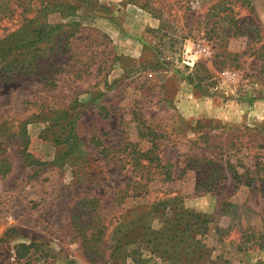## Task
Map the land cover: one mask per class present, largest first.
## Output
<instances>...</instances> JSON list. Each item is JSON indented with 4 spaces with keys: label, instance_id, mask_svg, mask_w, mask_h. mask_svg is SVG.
I'll list each match as a JSON object with an SVG mask.
<instances>
[{
    "label": "rangeland",
    "instance_id": "rangeland-1",
    "mask_svg": "<svg viewBox=\"0 0 264 264\" xmlns=\"http://www.w3.org/2000/svg\"><path fill=\"white\" fill-rule=\"evenodd\" d=\"M74 3L54 81L0 74V264H264V0Z\"/></svg>",
    "mask_w": 264,
    "mask_h": 264
},
{
    "label": "trees",
    "instance_id": "trees-1",
    "mask_svg": "<svg viewBox=\"0 0 264 264\" xmlns=\"http://www.w3.org/2000/svg\"><path fill=\"white\" fill-rule=\"evenodd\" d=\"M9 1L0 0V4L8 8ZM78 1L19 0L18 8L21 7L22 10L19 12L17 20L21 25L0 39V74L5 77L24 75L54 81L56 70L52 68H55L58 59L67 53L68 48L66 47L69 43L66 40L75 36L80 25L78 21L69 20L70 17L76 15L77 5L74 2ZM14 11L15 9L12 10V12ZM54 13L59 15L60 21L53 22L49 19L50 15ZM188 81L194 82L190 76ZM249 102H253V99H250ZM13 127L12 124L9 126L7 119L0 123V174L2 175L7 174L10 170V161L5 154L6 150L11 142L22 134V130L23 133L25 132L26 126L20 125L15 130L12 129ZM71 137H67L63 142L68 148L74 143ZM149 153L150 150H147L143 154L146 159V162L142 163L143 168H149L150 163L154 161L153 158H149ZM139 160L140 158L134 160V163L140 164ZM162 167L166 170L164 180H173L170 165L165 163ZM209 176L202 182V186H208V182L213 178L212 175ZM234 177L237 180L241 178L237 173ZM99 232L98 229L91 232L90 243L100 240Z\"/></svg>",
    "mask_w": 264,
    "mask_h": 264
},
{
    "label": "built area",
    "instance_id": "built-area-1",
    "mask_svg": "<svg viewBox=\"0 0 264 264\" xmlns=\"http://www.w3.org/2000/svg\"><path fill=\"white\" fill-rule=\"evenodd\" d=\"M200 51H204L205 52V54H207V55H209L211 52L210 51H205V49H201Z\"/></svg>",
    "mask_w": 264,
    "mask_h": 264
}]
</instances>
